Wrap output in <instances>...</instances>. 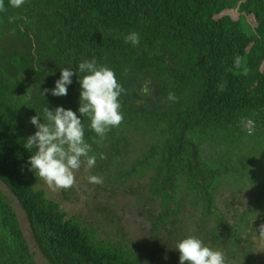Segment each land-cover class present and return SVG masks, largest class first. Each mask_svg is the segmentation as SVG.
<instances>
[{"label": "trees", "instance_id": "trees-1", "mask_svg": "<svg viewBox=\"0 0 264 264\" xmlns=\"http://www.w3.org/2000/svg\"><path fill=\"white\" fill-rule=\"evenodd\" d=\"M133 31L137 45L126 42ZM86 59L125 89L123 120L103 139L82 117L97 157L86 182L101 190L91 225L33 186L24 148L44 104L78 108ZM61 67L76 71L68 94L41 97ZM0 183L34 242L0 188V264H178L176 242L188 235L226 264H264V0H3ZM121 203L138 214L124 221Z\"/></svg>", "mask_w": 264, "mask_h": 264}, {"label": "clouds", "instance_id": "clouds-1", "mask_svg": "<svg viewBox=\"0 0 264 264\" xmlns=\"http://www.w3.org/2000/svg\"><path fill=\"white\" fill-rule=\"evenodd\" d=\"M11 6L20 8L25 0H10ZM3 10V0H0ZM126 42L139 43V34L131 32ZM78 71V108L73 111L63 106L49 107L44 104L39 112L29 118L35 131L26 138L24 148L31 154L27 164L49 187L70 188L76 182L75 172L85 164L92 169L97 157L90 155L92 146L85 139V126L82 117L89 118L88 129L103 139L113 127H118L123 120L120 96L125 91L117 81L114 71L105 65H98L94 59L81 61ZM76 71L68 67L60 68L59 78L51 89L38 91L43 97L48 94L62 97L68 94ZM255 122L248 119L245 129L252 135ZM90 183H102V177L90 175ZM178 251V264H226L224 254L207 246L200 238L188 235L178 240L175 245Z\"/></svg>", "mask_w": 264, "mask_h": 264}, {"label": "rangeland", "instance_id": "rangeland-1", "mask_svg": "<svg viewBox=\"0 0 264 264\" xmlns=\"http://www.w3.org/2000/svg\"><path fill=\"white\" fill-rule=\"evenodd\" d=\"M87 171L89 169L87 168L86 171L84 169L81 171V167L79 170L75 172L76 182L73 186L70 188H58V187H49L42 178H40L35 172H32L31 176V182L35 188H41L45 190L47 196L58 202L62 208L66 212V214L69 217L77 218L81 221H83L86 225H91L95 216L93 206V199L95 197H99L101 194V190L98 191L93 190L94 188L90 186L86 181L87 179ZM0 188L6 192L7 196H11V193L7 190V188L0 183ZM71 189V192H68V190ZM64 190L67 192L64 193ZM226 194L223 196L225 197ZM129 197V194L127 193V196L120 195L119 201H122L124 199H127ZM12 203H14V207L17 211V214L19 215V221L21 222L22 228L24 230L25 236L28 239L31 246H34V242L31 236V231L27 222V217L24 214L23 210L21 209V206L18 204V200L12 197ZM122 203L120 206H118V214L123 216L124 221L128 220L132 215H136L138 213H135V211L128 206L125 209L121 208ZM236 208V202L234 199L230 201L229 209L233 212V210ZM230 212V214H232ZM257 223L261 227V233L262 235L260 238L256 239V244L258 248L264 245V213L261 214L259 217L256 218ZM104 226V225H103ZM106 227V226H104ZM140 233L137 228L133 229V233ZM101 233V231H100ZM35 254L38 255V251H35ZM39 264H49L47 261H45L42 257L39 258Z\"/></svg>", "mask_w": 264, "mask_h": 264}, {"label": "water", "instance_id": "water-1", "mask_svg": "<svg viewBox=\"0 0 264 264\" xmlns=\"http://www.w3.org/2000/svg\"><path fill=\"white\" fill-rule=\"evenodd\" d=\"M244 1V0H243Z\"/></svg>", "mask_w": 264, "mask_h": 264}]
</instances>
